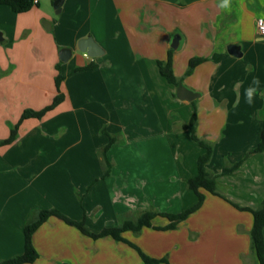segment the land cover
I'll use <instances>...</instances> for the list:
<instances>
[{
	"label": "crops",
	"instance_id": "crops-1",
	"mask_svg": "<svg viewBox=\"0 0 264 264\" xmlns=\"http://www.w3.org/2000/svg\"><path fill=\"white\" fill-rule=\"evenodd\" d=\"M57 1L37 0L21 13L0 4V140L9 136L10 126L25 109L40 110L52 102L59 73L64 95L41 118L24 119L15 140L0 145V261L22 254L23 226L33 209L57 208L98 232L116 226L118 217L128 211L150 209L158 200L182 199V184L194 174L179 170L170 136L176 128L186 130L182 124L194 108L197 136L213 145L206 168L215 176L219 194L220 185H237L254 156H245L250 147L236 149L239 156L230 159L233 154L228 153L226 165L246 158L233 174H221L224 162L212 170L214 157L221 152L217 145L224 137L221 122L247 113L238 112V107L253 79L249 75L264 72V38L256 29V19L264 18V0H232L230 12L219 9L218 0H61L56 12ZM176 35L178 44L172 48ZM89 36L102 53L81 57L77 43ZM229 44L238 45L241 55L230 54ZM63 47L72 50L67 61L59 59ZM169 49L173 73L182 78L180 85L198 94L190 101L179 99V85L168 83L159 73L157 60H165ZM194 57L204 60L185 76ZM91 63L96 67L74 71ZM241 69L247 71L244 78L238 75ZM160 84L166 85L163 98L157 95ZM259 96L264 109V94ZM176 100L189 113L186 118L177 114ZM262 106L255 112L260 114ZM59 127H65L61 137L48 141ZM104 131L118 135L122 142L106 151L112 164L106 177L101 176V152L108 143ZM258 168H264V162ZM208 194L223 199L221 194L206 192L200 208ZM127 197L135 198L134 209L125 205ZM243 212L229 230L220 231L222 237L229 233L228 242L237 246L242 240L246 249H237L239 254L249 250L254 254L249 235L253 218ZM167 230L144 227L136 239L128 235L132 231L123 237L146 255L163 258L171 243L159 241L157 233ZM200 234L197 243L204 245L203 231ZM145 236L157 239L154 246L145 244ZM32 241L39 256L23 264H143L127 243L90 238L56 217L46 220Z\"/></svg>",
	"mask_w": 264,
	"mask_h": 264
},
{
	"label": "rangeland",
	"instance_id": "rangeland-1",
	"mask_svg": "<svg viewBox=\"0 0 264 264\" xmlns=\"http://www.w3.org/2000/svg\"><path fill=\"white\" fill-rule=\"evenodd\" d=\"M79 55L82 57L83 52L80 51ZM246 74L247 71L244 72L243 69L238 72L239 77L243 76L244 78ZM251 76L258 77L261 81L262 87L264 72H255L252 75L250 74L249 78H251ZM163 83L165 84L167 82ZM248 83L250 84V82ZM156 90L158 93V97H165L164 90H166V85L164 86L163 84H160V86H158ZM242 100L243 102L240 103L238 107V112L247 111V113L239 114L238 118L231 117L229 120L221 122L220 128L221 131H223L222 133L224 134V137L221 143L217 145V148L220 149L221 152L216 153V156L214 157L213 161L212 170H215L218 164L223 163L224 159L230 158L228 157V153L233 154L231 155L230 159L237 158V156L239 155L236 149H246L247 147H250L251 149L255 147L260 140V134L264 121V109L263 106L259 104V101L261 102V98L258 95L252 105H248L247 103H245L244 98ZM177 101L179 100H176V102H174V106L176 103L175 108L177 110V114L179 112V117L186 118L189 113H186L187 111L185 110V112L181 110L179 106H177L179 105L178 103L181 102ZM261 106L262 109L260 114L256 113L255 108H261ZM177 114L176 119L178 118ZM233 115L236 114L234 113ZM64 129L65 127H59L58 129H55V131L53 132L54 135L48 136V141L50 139L52 141L60 138L63 134ZM114 136L117 138V141L113 144H121L122 142L120 141L119 136ZM170 137H172L174 140V152L177 158L176 164L179 167V170L184 172V174H186L187 176H191V174L195 175L196 158L199 156L201 148L196 142L191 139L189 131L179 130L176 128L172 133V136ZM107 138L109 141L108 135ZM249 150H246V154ZM222 154H224V156ZM241 154H243V152ZM253 154L254 156H252L249 162L250 166L247 170H243L245 173L239 177L240 179L238 178L235 181L237 184L235 187H225L223 185H220L218 187V190L219 192H221L220 194L223 198L222 200H216L218 198L208 194L209 198L203 205V208H200L198 211L192 213L187 220L183 221L182 223H179L177 227L173 230H167L170 231L169 233L165 231H160L157 233V238L160 237L159 241L169 240V242L171 243L170 246L167 248L170 251H168V253L165 255V257L169 259V261L168 263L164 262L161 264H257L256 257L253 253L251 254V250H249L248 254H239L237 252V249L239 251L243 248L246 249V245L244 247L241 242L242 240H240V244H238L237 246L236 243L228 242L229 237L227 236L229 235V233L225 232L226 236L222 237V232H224L225 230H229V227L233 226L235 221L237 219H240L241 215H243L241 213L243 211H239L234 208L228 202V200L235 203L237 202L239 205L242 206H249L255 208L264 199V168H258V166H260L264 162V153ZM250 155L252 154H249L248 156ZM253 163L254 165L252 166ZM226 164L227 163L224 162V165ZM253 173H255V176ZM133 178H135L134 175ZM202 192L205 196L206 192ZM182 193H184L181 194L182 199L178 198V200H158L157 204L151 203L150 209H154L158 212L163 213H178L187 209L197 201L195 193L192 190L188 189L186 183L182 184ZM178 203L179 207H176V204ZM183 203L184 207L180 208ZM138 212L139 211H128L126 213H123L118 217V221L120 222L121 220L127 217L132 218ZM245 215H247L249 219H252V215L250 212H245ZM153 222L154 224H156V226H163L164 224L168 223V219L164 216H156ZM241 224H244V222ZM200 231H203L204 234V236L202 235V242H204V245L203 243L201 245H198L197 243V240L201 235ZM128 235H130V238L136 239L139 234L129 232ZM145 238V244L150 247L154 246L153 243H156L155 241L157 240L154 239V241L150 238V236H145ZM184 240L189 243L184 245ZM161 246L163 245L161 244Z\"/></svg>",
	"mask_w": 264,
	"mask_h": 264
},
{
	"label": "trees",
	"instance_id": "trees-1",
	"mask_svg": "<svg viewBox=\"0 0 264 264\" xmlns=\"http://www.w3.org/2000/svg\"><path fill=\"white\" fill-rule=\"evenodd\" d=\"M34 0H0V4L7 5L11 8V10L15 13L26 12L30 10L36 3ZM203 58L194 57L188 61V67L185 71L184 75H190L193 69L203 61ZM157 65L159 69V73L163 76L168 83H171L175 86H178L182 82V78H177L172 70V50L169 49L167 53V58L165 60H157ZM96 64H89L82 67H77L74 71H79L87 68H94ZM63 79V76L59 73L55 78L56 88L58 93L54 96L52 102L47 106L43 107L40 110H32L25 109L18 121L10 126V134L7 138L0 140V145L9 144L13 142L17 136V130L20 123L30 117L41 118L47 111L53 109L57 106L64 98V95L59 90L60 81ZM175 96V94H174ZM196 122H197V113L194 108L189 120L182 124V128L186 129L190 133L191 139L196 142L201 148L202 153L196 159V169L197 172L194 176L186 179V186L192 190L196 197L197 201L188 207L187 209L178 212V213H163L158 212L154 209H145L139 211L134 217H127L121 220L116 226H107L101 229L98 232L89 231L84 223V220H73L70 217L66 216L57 208H46V209H34L32 210L23 226V236H24V248L23 252L20 255H17L8 260L0 261V264H23V263H32L34 262L39 254L34 247L32 236L33 233L50 217H56L64 221L66 224L76 227L82 234L93 238L98 239L102 237H109L117 241H122L127 243L129 246L134 248L140 258L142 259L143 264H160V263H168L165 257L163 258H154L146 255L144 252L140 250V248L135 245L133 242L127 240L123 237V233L127 231H132L134 233H138L144 227H153L156 229L167 230L174 229L177 225L186 220L190 214L198 210L203 202H204V193L202 191L209 192L214 195L221 196L217 191V180L215 176H211L206 168L207 163L210 161L213 153V145L212 143L200 139L196 134ZM109 137L108 143L102 149L101 156L103 158L102 167L103 173L102 177L107 176L112 167L111 162L106 157V151L111 146V144L117 141V138L114 135L104 131ZM264 151V121L260 134V140L257 145L251 148L246 157L249 154L263 152ZM244 157V158H246ZM243 159H240L232 164L224 165L221 174L222 175H230L233 174L243 163ZM222 197V196H221ZM228 202L236 209L240 211H248L252 214L253 222L249 232L251 248L254 251L257 264H264V199L260 202V204L255 207L242 206L238 203ZM156 216H164L168 219V223L163 226H154L152 225V220Z\"/></svg>",
	"mask_w": 264,
	"mask_h": 264
},
{
	"label": "water",
	"instance_id": "water-1",
	"mask_svg": "<svg viewBox=\"0 0 264 264\" xmlns=\"http://www.w3.org/2000/svg\"><path fill=\"white\" fill-rule=\"evenodd\" d=\"M60 1L61 0L54 3V8H55L56 12H59V10H60V7H61ZM46 29H48V28H46ZM1 40H2V35L0 32V41ZM178 40H179V36L176 35L174 37V39L172 40V43H171L172 48L177 47ZM77 47L80 51H82L83 53H85L86 55H88L90 57H95V56H98L102 53V49L100 48V46L90 36L80 39L77 43ZM227 51L234 56H240L241 55L240 48L236 44H229L227 46ZM71 54H72V50L70 48L63 47L59 50V59L61 61H67L70 58ZM176 95L179 99L188 100V101H190V100H192L198 96L197 93H193L192 91L185 88L183 85H179L177 87Z\"/></svg>",
	"mask_w": 264,
	"mask_h": 264
},
{
	"label": "clouds",
	"instance_id": "clouds-1",
	"mask_svg": "<svg viewBox=\"0 0 264 264\" xmlns=\"http://www.w3.org/2000/svg\"><path fill=\"white\" fill-rule=\"evenodd\" d=\"M217 7L225 12H230L232 9V0H218ZM264 92L261 91V81L258 77H253L251 83L244 88V101L248 105H252L258 95H262ZM125 205L134 209L135 198L127 197L124 201Z\"/></svg>",
	"mask_w": 264,
	"mask_h": 264
},
{
	"label": "built area",
	"instance_id": "built-area-1",
	"mask_svg": "<svg viewBox=\"0 0 264 264\" xmlns=\"http://www.w3.org/2000/svg\"><path fill=\"white\" fill-rule=\"evenodd\" d=\"M33 2L37 3V0H34ZM256 29H257L258 35L264 38V18L263 17H259L256 19Z\"/></svg>",
	"mask_w": 264,
	"mask_h": 264
}]
</instances>
